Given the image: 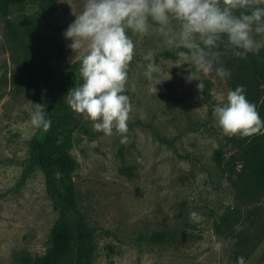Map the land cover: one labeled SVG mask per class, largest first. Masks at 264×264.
Returning a JSON list of instances; mask_svg holds the SVG:
<instances>
[{
	"label": "rangeland",
	"instance_id": "obj_1",
	"mask_svg": "<svg viewBox=\"0 0 264 264\" xmlns=\"http://www.w3.org/2000/svg\"><path fill=\"white\" fill-rule=\"evenodd\" d=\"M7 3L10 18L19 20L21 14L33 17L39 1ZM83 4L84 0H53L49 9L63 25L60 41L65 72L69 71L53 105L46 94L54 96L58 65L42 26L33 30L27 52L49 69V76L39 80L38 91L45 100L50 128L60 118L67 127L58 139L66 141L75 163L70 181L85 245L90 248L88 264H230L228 244L214 233L218 217L234 202L223 162L217 157L227 160L234 154L229 138L236 135H225L213 115L231 90L227 77L217 76V66L205 73L185 62L187 49L168 50L155 23L146 34L129 32L135 48L124 92L131 105L128 131L114 130L112 135L96 131L85 114L69 106L66 96L83 83L79 69L84 48L72 50L68 46L72 40L63 33ZM178 26L173 21L169 29ZM254 37L261 39L255 33ZM148 52L155 61L151 79L145 76L148 61L143 59ZM17 56L23 58L22 51ZM17 56L6 43L0 18V264L42 256L60 216L46 172L33 159V145L47 131L31 123L35 102L16 85L25 75ZM191 72L194 78L189 81ZM200 82L207 83L208 89L200 92ZM192 211L199 213L198 222L190 219ZM240 225L244 228L245 221ZM244 264H264V236Z\"/></svg>",
	"mask_w": 264,
	"mask_h": 264
},
{
	"label": "clouds",
	"instance_id": "obj_2",
	"mask_svg": "<svg viewBox=\"0 0 264 264\" xmlns=\"http://www.w3.org/2000/svg\"><path fill=\"white\" fill-rule=\"evenodd\" d=\"M260 5L264 0H84L83 10L63 33L72 40L68 45L72 50L84 48L79 69L83 83L69 90V106L85 114L96 131L126 133L131 105L124 92L135 48L129 32L146 34L155 23L168 50L187 49L185 62L207 73L219 61L221 53L214 49L221 43L239 58L264 48V7ZM173 21L179 24L175 31L169 29ZM143 59L148 61L145 76L151 79L153 53ZM216 74L230 76L224 67L217 68ZM193 78L191 72L187 79ZM197 87L203 92L201 82ZM153 90L157 91L155 86ZM44 108L34 103L30 119L33 126L48 131L51 120L46 119ZM213 115L225 135L249 137L264 129V120L255 104L247 100L242 85L227 92L226 102L217 105ZM189 217L195 222L201 219L196 211ZM237 264H244V258L239 257Z\"/></svg>",
	"mask_w": 264,
	"mask_h": 264
},
{
	"label": "trees",
	"instance_id": "obj_3",
	"mask_svg": "<svg viewBox=\"0 0 264 264\" xmlns=\"http://www.w3.org/2000/svg\"><path fill=\"white\" fill-rule=\"evenodd\" d=\"M38 1L33 17L21 14L19 20H12L7 0H0V18L3 36L11 53L16 56L19 51L23 53V58L17 56L16 60L25 75L17 80L16 85L28 93L35 103L41 104L45 100L38 91V84L41 78L49 76V69L41 60L31 56L27 47L32 43L35 27L39 25L44 28L47 46L58 65L52 88L54 96L46 94V101L53 105L69 79V71L68 74L65 72V53L60 41L63 25L59 18L49 12L53 0ZM17 9L21 11L22 5L18 4ZM214 50L219 51L221 56L213 66L224 67L230 72V76H227L229 88L234 90L242 85L247 100L255 104L261 120H264V48L258 54L249 52L245 58L232 55L231 49H226L224 43ZM207 89L206 83L204 90ZM62 122L60 118L57 126L50 128L44 139L32 148L34 161L46 172L47 185L57 199L60 216L52 231L47 251L39 257L26 256L19 264H88L90 248L85 245L81 215L70 181L75 163L67 151L66 141L58 139L62 132H68ZM229 141L236 148L234 154L227 160L223 155H218L217 160L223 162L225 178L232 188L234 202L218 217L214 233L223 243L228 244L230 264H237V259L243 257L245 260L264 236V129L249 137L237 134L229 138ZM53 172H58L60 176L52 177ZM242 221H245L244 228L240 225Z\"/></svg>",
	"mask_w": 264,
	"mask_h": 264
}]
</instances>
